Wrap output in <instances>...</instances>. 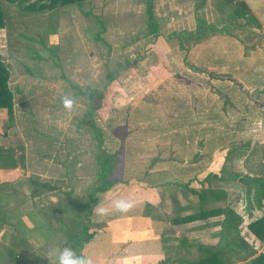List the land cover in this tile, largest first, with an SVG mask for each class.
<instances>
[{"label": "rangeland", "instance_id": "obj_1", "mask_svg": "<svg viewBox=\"0 0 264 264\" xmlns=\"http://www.w3.org/2000/svg\"><path fill=\"white\" fill-rule=\"evenodd\" d=\"M240 1L244 0H210V2L205 0L207 3L205 17L212 23L208 24L205 19L195 18L193 33L198 34L197 29L200 24H206V26L202 34L196 37L197 39L194 37V41L185 42L188 52H182L181 55L186 54L188 62L184 65L181 62L174 63L170 65V69L168 64L162 63L168 58L166 54H160L159 58L162 62L159 68L154 69L152 66L149 71L163 67L164 73L159 76L151 74L152 76L147 78L148 87H145L142 93H138L133 99L130 98V105L114 107L110 96L111 92L118 87L115 85L116 80L96 81L97 88L104 91V99L102 107L95 111L92 117H95L101 135L105 138L103 146L114 155V168L109 178L116 177L124 182L129 179H140L143 177L145 168L154 166L156 160H160L159 166H167L172 171L173 175L170 176H149L152 181L168 180L167 183L171 187L168 190V185L165 183L164 191L165 194L170 192V204L167 205L164 201L163 208L159 211L155 209L156 214L152 216L157 223L156 226L161 224L159 231L163 240L171 242L169 258L179 253L173 246L176 243L175 238L188 230L185 228L186 225L173 222V219L181 214H175L173 207L196 203L199 199L198 191L202 190L201 188L228 190L230 196L226 201L207 205L206 208L218 204H230L243 218L242 237L257 249V253L264 249V241L250 234L246 228L247 223L264 213V202H260L261 206L259 205L256 184L252 181L258 176H264V110L261 107V105L264 106V25L248 5L242 8L238 4ZM100 2L102 4L96 2L90 6L92 10L96 8L95 11L98 13L93 18L98 22L97 36L109 45L107 56L101 51L100 56L111 63L112 75L114 73L124 75L123 72L127 71L129 66H133L129 63L130 59L138 61L139 58L146 56V53L148 55L150 51H154L153 48H145L149 43H154L156 38L155 35L150 36L152 29L146 13L147 0H100ZM151 2L153 7V1ZM214 6L216 12L220 10V15L216 14ZM2 7L7 14V20L6 27L0 28V56L12 70L15 68L13 59L16 57L27 62L26 65L33 70L32 72H41L40 76L44 69H39L38 66L43 65V60L36 59L35 56L39 55L47 60L52 57L58 68L63 59L71 57L73 62L78 57L81 61L84 59V52L80 49L73 50L70 56L68 47L56 52L55 48H51L49 52L44 47V44L48 43L47 30L52 25V20H48L46 15L49 9L25 13L11 1H3ZM83 8L86 9V6ZM78 9L80 10V7ZM129 21H133L130 27L126 26ZM138 23H141L140 28ZM180 27V24L175 26L179 36H176L178 33H172V35L180 40L188 39L192 33L183 32L179 29ZM251 28L253 30H250ZM124 33H128L126 38L123 36ZM97 42L98 40L92 39L88 47L102 50L103 45ZM128 60L129 64L124 65V62ZM190 63L205 73L199 75L190 72L188 70ZM53 70L55 71L52 66L51 72ZM44 71L47 72L48 69ZM15 72L18 75L19 70ZM207 74H211L212 77H208ZM13 81L12 78L10 82ZM234 81L241 82L242 89ZM65 85L67 96L71 97L70 94H83L85 86L90 85V81L66 80ZM116 103L119 102L116 101ZM53 108L54 106L51 110L44 108L45 111L40 110L34 113V121L32 115H25L24 119L28 122L31 119V122L29 126L19 129L14 125L7 126L5 111L0 109V165L5 162L6 154L11 157L23 155L27 172H25L26 176L17 182L20 184L18 195L21 199L24 197L22 190L28 193L32 186L31 178L53 181L60 176L62 169L67 168L74 160L76 155L74 152H81L80 146L83 148L90 143L86 146L89 152L84 153L87 158L83 159L84 168H87L84 172L88 176L80 181L72 175L67 177V186L70 190L63 188L56 194L57 199L60 195L59 198L63 202L69 198L74 199L71 206L76 201L92 205L90 201L91 189L94 187L92 174L97 171L94 157L96 146L94 141L92 143L88 140L93 135L91 128L81 125L85 112H74V108L71 112L67 110L64 112L65 117L68 116V122H71H69L67 137L61 142L63 138L57 141V133L54 134L51 130L58 119L54 124H51L50 120L55 119L58 113L63 114L61 112L63 110L62 108L58 110L56 107L55 111L52 110ZM18 115L20 117V113ZM69 115H72L71 119ZM70 135H79L87 139V142L85 145L71 143L73 139ZM80 152L76 155L78 159L81 156ZM63 155H66V158ZM18 162L21 161L18 160ZM68 192L71 194H67ZM97 193L93 195L96 198ZM2 194L0 193V196ZM57 201L59 205V200ZM39 204L43 202L40 201ZM45 207L48 206L45 205ZM79 210V218L83 220L82 214L85 211L82 208ZM51 211L54 213L52 217L57 213L60 216L59 209ZM70 211L74 210L68 208L64 211L66 216ZM171 216L173 218L169 219ZM70 218L67 217L65 221H61L65 222L67 234H61V237L55 240L57 243H49L51 249H59L60 243L68 244L70 247L76 245V238L80 234L77 233L75 236L70 234L73 227L78 229L79 225L74 226L72 222L74 219ZM216 219L219 218L210 217L204 222H212ZM202 222V220L196 221L194 223L197 224L194 226L203 225ZM40 223L42 228L48 225L46 221ZM57 223V219L52 220V225ZM167 223L175 224L177 227L164 226ZM68 227L71 232L68 231ZM204 228V230L195 229L194 232L185 234L199 237L204 243H216L218 238L212 233L218 227L212 225ZM37 242L33 244L35 258L39 259V263L49 264L48 243L43 244V240ZM0 258L2 259L3 255ZM14 260L15 257L12 254L4 257V261L8 264ZM50 263L54 262L50 260ZM234 264H248V262L234 260Z\"/></svg>", "mask_w": 264, "mask_h": 264}, {"label": "crops", "instance_id": "obj_2", "mask_svg": "<svg viewBox=\"0 0 264 264\" xmlns=\"http://www.w3.org/2000/svg\"><path fill=\"white\" fill-rule=\"evenodd\" d=\"M152 1L153 13L157 18V30H152L150 32L152 35L150 36L155 35L156 38L153 41L154 43H149L145 48H153L154 54L150 51L148 55L146 53V56L139 58L138 61H134V59H130V62L129 60L125 61L124 65L132 63L133 66H129L128 70L123 72L124 75H115V73L111 75V79L116 80L115 85L118 86L111 92L110 96L114 107L116 106L120 108L130 105V98L133 99L138 93H142L145 87H148L149 83L147 78H149L151 74L159 76V74L164 73V70H162L163 67L155 71H149L152 66L154 69L159 68V64L162 62L159 58L160 54H166L168 57L165 62H162L168 64V68L174 63L177 64L181 62L182 65H184V63L188 62L186 54L181 55V53L188 52L185 42L188 43L190 40L194 41V38L190 36L188 39L180 40L174 37L172 33H178L175 29L176 25L180 24L181 27L179 29L183 32L193 33L195 28V18L205 19L208 24L212 23L211 20H208L205 17V14H207L205 10V8H207V3L205 0ZM208 1L210 2V0ZM96 2L101 3L100 0H83L82 2H77V4H71V6L63 5L59 6L57 10L56 8L49 9L46 12V15L48 16L47 19L50 21L52 20V25L48 28L46 34L48 46L44 44V47L48 49L49 52L51 51V48H55L56 52L57 50L62 51L63 48L68 47L70 49V56H72L73 50L80 49L84 52L85 56L82 61L81 58L78 57L76 61L73 62L69 56L70 58L61 61V69L60 67L53 66L55 71L53 70V72H51L52 65L57 63L51 59L52 57L48 58V60L42 58L43 65H39L38 68H43L44 70L48 69L47 72L43 70L42 76H40L41 72H32L33 70L29 72L26 65L27 62L18 57L13 59V61H15L13 64L15 68L13 70L7 65L10 71L9 80L11 81L12 78L14 79L13 82L8 80V85L13 92L14 100V121L12 126L14 125L18 129L29 126L31 119L29 122L24 119L27 114L32 115V120L34 121V113H37L40 110H51L52 106H54L52 110L55 111L56 107H58V110L59 108H62L63 111L61 112L63 114L58 113L55 116V119L50 120V123L52 122L51 124H54L58 119L57 124H54V128L51 130L54 134L57 133L58 138L56 140L60 141L61 138H63L61 141L63 142L65 137H67L68 129L70 128L69 122H71H68V116L67 118L65 117L64 112L66 109H64L62 104V97L67 96V86L65 85V81L87 80L90 81V86L97 88L96 81L107 78V73L110 72L112 66L109 60L100 56V51L103 53L105 52V56H107L109 45H107V43L101 38L96 39L95 34L98 33V22L93 18L94 16H97L98 13L95 11L96 8L92 10L90 7ZM83 6H86V9H84ZM78 7H80V10ZM214 11L216 12L215 6ZM217 12L216 14L220 15V10ZM131 24H133V21H129L126 26L130 27L129 25ZM140 25L141 23H138L139 28ZM250 30L253 29L251 28ZM127 34L128 33H124L123 36L126 38ZM176 36L178 37L179 33ZM92 39L98 40L99 43L97 42V44L101 43L103 45L102 50L88 47V44H90L89 42ZM179 55H181V57H179ZM29 59L31 60L32 58ZM15 71L18 72V75ZM94 81L96 84H93ZM70 95L71 98L75 100L74 112L77 111L82 113L83 111L86 112V110H88V99L85 98L83 94ZM116 101L119 103H116ZM262 106L263 105H261V107ZM44 108L46 109L44 110ZM19 113L21 120H19ZM69 116L71 119L72 115ZM74 119L77 120V118ZM70 136L73 139L71 143L74 142L76 145L78 143L85 145V142H87V139H84L79 135ZM88 140L93 143V138H89ZM87 144L83 148L80 146L81 152H74L76 155L80 152V159L75 155L73 158L74 160L70 162L69 166L62 169L58 178H63L65 180V185L58 190L44 192L35 197L30 195L31 188H29L28 193H26L25 190H22L24 197L21 199L18 195L20 184H17V182H20L22 177L26 176L25 172H27V169L25 165L24 170H20L17 166L14 167L13 164L6 165L3 163L0 165V193H3L0 196V256L3 255V258H0V264H8L4 261V257H7L10 254L15 257V260L12 263L10 262V264H38L39 259H36L34 256L35 250L33 249V244H36L35 242L37 241L43 240V244L48 243L47 247H50L48 252L52 250L50 246L51 244L49 243H57L55 240L59 239L61 234H67V227L64 224L65 222H61L62 220L65 221L67 217L68 219L73 217L74 220H72V222H74V226H76V224L82 225V222L87 226V232H81L79 226L78 229L73 227L70 236H75L77 233L80 235H78L77 238L74 237L76 238V245H73L71 248H73L78 254L82 252L84 255L90 257L93 264H162L161 262L164 259L169 258V252L172 249L171 242L169 243L168 241L163 240L159 231L161 224L156 226L157 223L155 222V219L152 218V216L156 214L155 209H158L159 211V209L163 208L162 204H164V201L167 205L170 204V192L165 194L164 191L166 187L165 183H167L168 180L154 179L157 181L155 182L149 179V176L158 177L173 175L171 174L172 171L169 170L167 166H159L160 160H156L154 166L145 168L142 173L143 177L140 179L135 178L134 180H130L128 178L129 180L124 182L122 179L118 180L116 177H112L111 179L114 180V183L107 190L97 193V203L93 206L88 218H85L84 216L82 217L84 218L83 220L79 218L78 213H80L79 208H81V205L86 204L78 203L76 201L77 203L75 202L74 205L71 206L73 203L69 202V199H67L66 202H63L62 199L59 198L60 195H58L57 199L56 193L62 191L63 188H68L67 177H71L72 175L80 181L83 177L88 176L85 175L87 168H84L85 161H83L84 158H87L84 153L89 152L86 150ZM9 156V154H6L4 155V158L7 159ZM13 158L16 159L17 157ZM64 158H66V155ZM157 162L159 163L158 165ZM95 173L96 171L92 176H95ZM124 174H126V172H124ZM47 181L52 182L51 180ZM166 185H168V183ZM75 186L79 187L77 185ZM167 189L169 190L171 187L168 185ZM67 190L70 189L68 188ZM67 194L71 193L68 192ZM118 197L131 198L135 202L133 210L126 215L115 213L114 210L105 216H99L94 212V209L98 204H103V206L107 207L113 198ZM57 200H59V205L56 203L58 202ZM71 200L74 201V199ZM40 201H42L43 204L40 205ZM196 202H198V200ZM68 203L70 204L68 205ZM194 204L196 203L191 202L188 204L176 205L173 207V212L175 214L181 213L180 215H182V213L183 215L188 214L190 213L188 212L190 209L186 211L177 210L179 207ZM45 205L48 207H45ZM68 208H72L74 211H70L66 216L64 211L68 210ZM54 209H59L58 212H60L59 214L62 217L58 216V213L55 214L56 216L52 217L54 213H52L51 210ZM46 214L47 216H45ZM56 217L59 219L58 223L52 225V220L56 219ZM172 218V216L169 217V219ZM45 221L48 225L46 228H42L40 222ZM196 221L183 223L188 230L181 236H187L185 233L194 232L195 229L204 230V227H207L202 226L200 228H193L194 225L197 224L194 223ZM202 223L205 222L203 221ZM164 226H171L172 228L177 227L175 224L171 223H167ZM217 227V230L212 234L214 237L218 238L217 234L219 226ZM41 230L45 232L40 233L39 231ZM68 231L71 232L70 228ZM87 233H90L89 239L82 245L78 244L77 239L86 236ZM64 244L60 243L59 249L70 247V245ZM208 244H214V242ZM173 246L175 247V243ZM48 262L51 264L50 259Z\"/></svg>", "mask_w": 264, "mask_h": 264}, {"label": "trees", "instance_id": "obj_3", "mask_svg": "<svg viewBox=\"0 0 264 264\" xmlns=\"http://www.w3.org/2000/svg\"><path fill=\"white\" fill-rule=\"evenodd\" d=\"M3 1L14 2L21 11L29 13L42 11L44 9H55L59 6L75 4L77 2H82L83 0H0V28L6 27L7 20V14L2 7ZM238 4L242 8L247 7V4L244 1H240ZM146 13L149 18L148 20L151 29L153 31L157 30V22L153 13L151 0H147ZM205 26L206 24H200L197 29L198 34L192 33L191 36L197 39L202 34L203 28H205ZM95 35L96 39H99L97 33ZM35 57L39 59L41 58L39 55ZM52 66L57 67V64H53ZM28 70L30 72L32 69L29 67ZM112 73L113 72L111 71L107 73L106 80L111 79ZM9 77L10 71L7 67V64L0 56V109H4L5 111L7 126L12 125L14 121V100L13 92L8 85ZM94 83L95 81L93 84ZM80 93H82V91ZM83 95H85V97L88 99L89 107L84 113L83 119L81 120V125L87 126L92 130L93 135L91 138H93L94 144L96 146V153L94 157L96 158L97 165V171L95 173L93 182L94 187L90 195V201L92 205H81L82 210L85 211L83 216L88 218L93 206L97 203V198L93 195L96 192L107 190L114 183V180L109 178V175L114 168V155L103 146L104 138L101 135V130L96 123L95 117H92L93 113H95V111L100 109L103 105L104 91L100 88L98 89L87 85L83 91ZM17 158L15 159L9 156L4 163L6 165L13 164L14 167L17 166L20 170H24L23 155H19ZM18 160L21 162L17 163ZM252 181L256 184V197L259 205L261 206L260 202H264V176H258ZM30 183L32 185L30 195L35 197L41 195L44 192H52L62 188L65 185V180L63 178H55L52 182H50L47 180L42 181L31 178ZM198 196L199 199L196 204L179 207L178 210L176 209L177 211H186L188 209L194 211L174 218L173 222L175 224H183L196 220L204 221L210 217H221L212 222H205L203 225L201 224L193 227L200 228L202 226H219V231L217 234L218 241L214 244H208L201 242L199 237L196 236H180L176 238L175 243V247L178 249L179 253L173 258L164 259L161 263L234 264V260H247L248 264H264V249L262 252L257 253V249L244 237H242L241 228L243 224V218L230 204H218L210 208H206L207 205L226 201L230 196L229 191L222 188H208L198 191ZM69 200V202H74L70 198ZM82 223V225H79L80 231L87 232V226L84 224V222ZM246 228L250 234L254 235L260 241H264V213L258 218L247 223ZM89 237L90 233H87L86 236L79 237L77 239V243L82 245L89 239Z\"/></svg>", "mask_w": 264, "mask_h": 264}, {"label": "clouds", "instance_id": "obj_4", "mask_svg": "<svg viewBox=\"0 0 264 264\" xmlns=\"http://www.w3.org/2000/svg\"><path fill=\"white\" fill-rule=\"evenodd\" d=\"M62 104L64 109L71 112L75 106V100L69 96L62 97ZM135 202L131 198H113L107 207L103 204H98L94 209L99 216L110 214L112 210L120 215H126L133 210ZM47 256L54 264H93L90 257L84 255L82 252L77 253L71 247L63 249H52L47 253Z\"/></svg>", "mask_w": 264, "mask_h": 264}, {"label": "water", "instance_id": "obj_5", "mask_svg": "<svg viewBox=\"0 0 264 264\" xmlns=\"http://www.w3.org/2000/svg\"><path fill=\"white\" fill-rule=\"evenodd\" d=\"M244 2L251 8V10L254 12L255 16L261 21L264 25V0H244ZM188 68L190 71L204 74L205 71L195 68V66L190 63L188 65ZM208 77H212L211 74H207ZM235 84H237L240 89H242V83L239 81H234ZM247 95V91L245 92ZM262 109L264 110V106H262Z\"/></svg>", "mask_w": 264, "mask_h": 264}]
</instances>
